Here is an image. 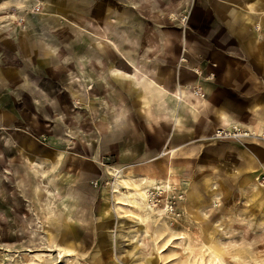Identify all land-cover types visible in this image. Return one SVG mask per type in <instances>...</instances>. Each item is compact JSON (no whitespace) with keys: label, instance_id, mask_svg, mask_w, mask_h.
<instances>
[{"label":"rangeland","instance_id":"1","mask_svg":"<svg viewBox=\"0 0 264 264\" xmlns=\"http://www.w3.org/2000/svg\"><path fill=\"white\" fill-rule=\"evenodd\" d=\"M120 1L133 10L134 0ZM151 6L153 34L189 35L182 61L197 63L205 86L187 88L212 98L201 110L228 119L159 158L169 167L148 171L163 187L150 186L155 200L148 196L152 207L141 211L113 183L125 178L133 188L130 179L140 177L121 168L145 167L168 129L144 121L135 90L120 103L116 88L58 89L57 72L3 65L0 48V264H264V0ZM54 7V0H0V43L20 38ZM217 128L239 134L215 137Z\"/></svg>","mask_w":264,"mask_h":264},{"label":"crops","instance_id":"2","mask_svg":"<svg viewBox=\"0 0 264 264\" xmlns=\"http://www.w3.org/2000/svg\"><path fill=\"white\" fill-rule=\"evenodd\" d=\"M54 2L53 13L32 23L20 38L1 39L0 48L5 56L1 63L13 65L22 61L25 71L34 74L57 72L58 89H88L91 83L92 88H116L113 96L120 103L126 98V90L134 89L135 104H140L146 112L144 121L168 131L160 136L163 138L158 143L163 148L148 159L151 163L139 169L115 168L156 179L148 170L169 167L168 161L159 160L168 154L165 150L172 147L174 153L180 145L192 143V139L198 142L215 124L228 119L222 111L210 116L201 110L211 105L212 98L194 95L193 89L187 88L194 84L205 86V79L192 69L197 63L188 59L186 63L182 61L185 56L188 58L190 51L189 35L180 31L165 32L164 28L153 34L151 24L155 12H152L151 0H134L135 6L129 12L125 2L120 0ZM164 2L163 10H166L167 0ZM127 26H131V31ZM145 26L149 27L145 30ZM70 29L74 32L67 31ZM4 74L8 75L9 70L5 68ZM117 119L121 129L124 117L119 113ZM134 120L138 122L139 118ZM139 134L143 136L140 128ZM152 135L145 133L144 136ZM145 144L148 145V141L144 140L139 152L150 151ZM124 151L138 152L136 149Z\"/></svg>","mask_w":264,"mask_h":264},{"label":"bare ground","instance_id":"3","mask_svg":"<svg viewBox=\"0 0 264 264\" xmlns=\"http://www.w3.org/2000/svg\"><path fill=\"white\" fill-rule=\"evenodd\" d=\"M193 94L195 95L194 92H193ZM224 129L231 130V128H224ZM217 131H218L217 129L214 131L213 136L218 135ZM172 151H174V148H172V147L165 150L166 153H170ZM117 172H119V171H117ZM130 180L133 182V188H131L129 186L127 179H125V178H121L119 180L116 179L113 183V186H114L116 192L118 193V194L117 193L116 194L119 195V197H121L123 200L129 202V204H132L137 209H139L141 211L142 210H145V211L148 210L149 211L152 206L148 203L147 198H149L148 196H151V198L153 200H155V194H154V192L150 191V186H152L154 184L156 185V182H154L153 179H151L149 177H145V176L140 177L137 180L136 179H130ZM120 185H125L127 187V189L125 191H120V189H119ZM161 187H163V185L157 186V188H161ZM164 188H166V186ZM152 199H151V201H152Z\"/></svg>","mask_w":264,"mask_h":264},{"label":"built area","instance_id":"4","mask_svg":"<svg viewBox=\"0 0 264 264\" xmlns=\"http://www.w3.org/2000/svg\"><path fill=\"white\" fill-rule=\"evenodd\" d=\"M35 9L38 10L39 9V6H35ZM217 133L218 135H214L215 137H228V136H235V135H238L239 132H236L234 131V129L231 128V130H227V129H224V128H217Z\"/></svg>","mask_w":264,"mask_h":264}]
</instances>
